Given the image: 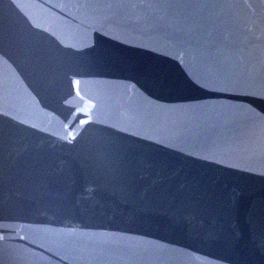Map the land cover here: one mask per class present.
<instances>
[{"label":"water","instance_id":"water-1","mask_svg":"<svg viewBox=\"0 0 264 264\" xmlns=\"http://www.w3.org/2000/svg\"><path fill=\"white\" fill-rule=\"evenodd\" d=\"M0 264H264V0H0Z\"/></svg>","mask_w":264,"mask_h":264}]
</instances>
